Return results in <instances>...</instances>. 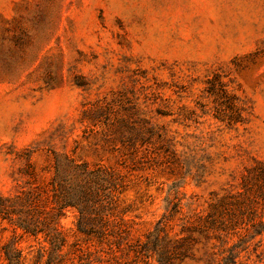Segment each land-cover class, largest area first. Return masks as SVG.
I'll return each mask as SVG.
<instances>
[{
	"label": "rangeland",
	"instance_id": "1",
	"mask_svg": "<svg viewBox=\"0 0 264 264\" xmlns=\"http://www.w3.org/2000/svg\"><path fill=\"white\" fill-rule=\"evenodd\" d=\"M26 149L37 168L49 150L127 164L129 236H84L69 209L62 264H145L134 249L167 208L180 204L179 239L180 219L215 200L227 243L191 242L174 264H224L228 249L264 264V0H0V194ZM21 235L0 220V264L10 243L46 264L44 238Z\"/></svg>",
	"mask_w": 264,
	"mask_h": 264
},
{
	"label": "trees",
	"instance_id": "2",
	"mask_svg": "<svg viewBox=\"0 0 264 264\" xmlns=\"http://www.w3.org/2000/svg\"><path fill=\"white\" fill-rule=\"evenodd\" d=\"M119 135L124 136V130ZM140 140L146 142L144 138ZM126 141L133 147L137 140ZM36 151L26 149L17 153L21 165L14 178L15 190L9 195L0 194V220L20 230L22 237L42 236L50 246L46 264H62L64 257L60 253L66 238L60 220L69 209L77 210V229L84 236L109 244H113L112 239L129 236L130 227L124 219L126 210L122 207V196L129 187L125 160L115 165L89 163L65 152L49 150L50 164L37 168L31 162ZM257 168L264 171V163L259 162ZM216 204L217 200L210 204L207 214L192 209L182 217L180 233L184 236L174 239L169 236L168 223L181 212L180 204L174 203L147 241L136 245V258L144 259L145 264H151L152 258L158 264H174L176 259L187 256L191 242L208 245L215 239L223 247L233 228L226 223L224 214L216 212ZM3 250L8 264H23L22 251L14 243L5 245ZM221 254H225L224 264L235 263L236 255L231 250H223Z\"/></svg>",
	"mask_w": 264,
	"mask_h": 264
}]
</instances>
